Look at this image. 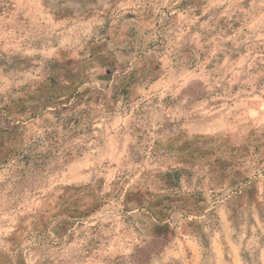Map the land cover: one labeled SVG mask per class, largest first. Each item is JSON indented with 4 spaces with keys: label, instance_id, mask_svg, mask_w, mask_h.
<instances>
[{
    "label": "rangeland",
    "instance_id": "obj_1",
    "mask_svg": "<svg viewBox=\"0 0 264 264\" xmlns=\"http://www.w3.org/2000/svg\"><path fill=\"white\" fill-rule=\"evenodd\" d=\"M0 264H264V0H0Z\"/></svg>",
    "mask_w": 264,
    "mask_h": 264
}]
</instances>
